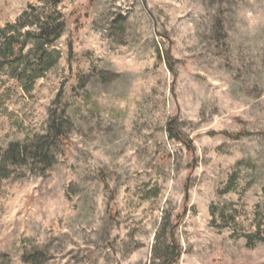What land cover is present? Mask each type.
Returning a JSON list of instances; mask_svg holds the SVG:
<instances>
[{
	"label": "rangeland",
	"instance_id": "374dc122",
	"mask_svg": "<svg viewBox=\"0 0 264 264\" xmlns=\"http://www.w3.org/2000/svg\"><path fill=\"white\" fill-rule=\"evenodd\" d=\"M35 8L0 0V28ZM60 11L53 68L0 69V264H164L172 229L174 264H264V0ZM63 110L66 141L43 140ZM40 142L50 168L10 165Z\"/></svg>",
	"mask_w": 264,
	"mask_h": 264
},
{
	"label": "trees",
	"instance_id": "16d2710c",
	"mask_svg": "<svg viewBox=\"0 0 264 264\" xmlns=\"http://www.w3.org/2000/svg\"><path fill=\"white\" fill-rule=\"evenodd\" d=\"M62 0H47L48 14L43 8L31 9L24 12L14 24H8L0 28V69L6 66L14 68L13 77L20 83L24 82L25 76L33 72L32 82L43 77L48 70L53 68L60 59V54L54 49V44L65 32L67 26L63 21L60 5ZM32 48L27 53V49ZM32 68V69H31ZM66 111L59 116L51 115L50 135L43 140L54 138L57 143L63 145L67 139L65 127ZM172 137L180 142L185 140L174 129L170 130ZM11 166L22 165L27 161L42 163L45 169L52 166L50 147L44 142L34 145L13 144L7 153ZM27 160V161H26ZM162 233H165L163 230ZM174 230L169 231L170 254L164 264H174L179 259V252L175 242ZM159 238V235H157ZM27 262L36 261L38 257L25 258Z\"/></svg>",
	"mask_w": 264,
	"mask_h": 264
}]
</instances>
